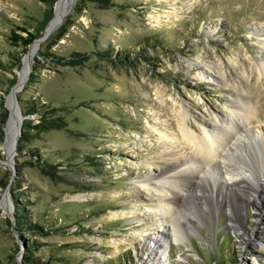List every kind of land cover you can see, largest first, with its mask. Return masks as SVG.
Returning a JSON list of instances; mask_svg holds the SVG:
<instances>
[{"label":"rangeland","instance_id":"rangeland-1","mask_svg":"<svg viewBox=\"0 0 264 264\" xmlns=\"http://www.w3.org/2000/svg\"><path fill=\"white\" fill-rule=\"evenodd\" d=\"M12 31L38 36L14 46ZM262 63L264 0H0V264H162L141 238L174 215L136 181L169 169L152 126L187 153L178 110L202 134L231 119V95L243 93L254 131ZM201 196L202 223L183 242L167 237L165 261L264 263L252 206L245 244L223 201Z\"/></svg>","mask_w":264,"mask_h":264},{"label":"bare ground","instance_id":"bare-ground-1","mask_svg":"<svg viewBox=\"0 0 264 264\" xmlns=\"http://www.w3.org/2000/svg\"><path fill=\"white\" fill-rule=\"evenodd\" d=\"M260 71L264 74V63ZM231 96V119H218L214 129H202V134L187 121L185 112L178 110V141L188 148L187 153L181 152L179 146H173V137L170 138L171 142H167L169 135L159 130L158 125L152 126L158 134L159 145L167 146H161L166 150L159 156L166 157L169 169L164 174L136 181L143 188H154L157 192L154 195L158 197L161 206H168L164 212L174 215L170 220V228L161 225L157 233L141 238L143 252L153 263L168 264L164 258L167 255L164 241L169 235L175 241L183 242L186 238L185 229L195 230L202 223V211L199 209L207 207L201 202L202 194L203 199L209 202H212L211 194L215 190L221 196L226 195L227 201L224 197L219 199L215 196L213 201H223L229 212L230 228L236 230L237 236L245 244L249 237L246 238L242 232L245 223L243 207L252 206L256 214L255 221L264 225V200H259V195L264 193V125L255 127L253 131L249 124L256 116V110L243 93ZM151 135V132L147 133V137ZM218 168L221 169L220 174ZM217 170L218 177L215 175L210 184L209 178ZM223 170L225 176L222 175ZM150 178L156 184L150 185ZM214 185L218 188L214 189ZM199 192L201 195H198ZM179 220L185 223L184 228ZM262 228L264 230V226ZM260 235L255 240L264 249V232Z\"/></svg>","mask_w":264,"mask_h":264},{"label":"trees","instance_id":"trees-1","mask_svg":"<svg viewBox=\"0 0 264 264\" xmlns=\"http://www.w3.org/2000/svg\"><path fill=\"white\" fill-rule=\"evenodd\" d=\"M43 1L46 2L47 0H43ZM23 30H26V29H23ZM37 36H38L37 33H32L30 31L27 32L26 36H21L18 33H15V31H12V35L10 36V40L13 42V45L14 46H17L18 43H20L22 46L27 47L35 38H37ZM31 44H30V46H31ZM26 127H31L29 120H25L23 122V128H26ZM24 139H25V136L23 134H21L20 139H19V142H21ZM21 222L22 221L18 217L17 224L20 225ZM29 258H31V257H29V255H25L23 257V261H25V262L28 263L29 260H30Z\"/></svg>","mask_w":264,"mask_h":264},{"label":"water","instance_id":"water-1","mask_svg":"<svg viewBox=\"0 0 264 264\" xmlns=\"http://www.w3.org/2000/svg\"><path fill=\"white\" fill-rule=\"evenodd\" d=\"M62 20H63V17L59 20V22H57L56 24H54L49 30H47V31L45 30V33L41 37H39L38 39H35V40H38L39 41V44H40V42H42L43 40H45L49 36V34L62 22ZM15 102H17V99L16 98H15ZM21 119L23 120V117L22 116H21ZM21 133H22L21 125H19V128H18V136L16 137V140H15V147H16V143H17L18 137L21 135Z\"/></svg>","mask_w":264,"mask_h":264}]
</instances>
